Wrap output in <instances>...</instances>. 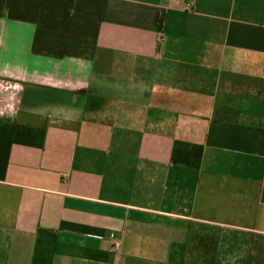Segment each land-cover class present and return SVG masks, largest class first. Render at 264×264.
<instances>
[{
    "label": "crops",
    "instance_id": "crops-1",
    "mask_svg": "<svg viewBox=\"0 0 264 264\" xmlns=\"http://www.w3.org/2000/svg\"><path fill=\"white\" fill-rule=\"evenodd\" d=\"M0 264H264V0H0Z\"/></svg>",
    "mask_w": 264,
    "mask_h": 264
},
{
    "label": "rangeland",
    "instance_id": "rangeland-1",
    "mask_svg": "<svg viewBox=\"0 0 264 264\" xmlns=\"http://www.w3.org/2000/svg\"><path fill=\"white\" fill-rule=\"evenodd\" d=\"M14 91L12 85H6L2 88V92L6 95V96H12L11 92Z\"/></svg>",
    "mask_w": 264,
    "mask_h": 264
}]
</instances>
